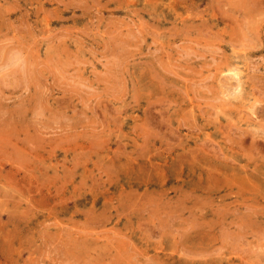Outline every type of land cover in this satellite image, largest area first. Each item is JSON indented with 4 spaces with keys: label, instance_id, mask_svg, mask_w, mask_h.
I'll use <instances>...</instances> for the list:
<instances>
[{
    "label": "rangeland",
    "instance_id": "1",
    "mask_svg": "<svg viewBox=\"0 0 264 264\" xmlns=\"http://www.w3.org/2000/svg\"><path fill=\"white\" fill-rule=\"evenodd\" d=\"M263 105L264 0H0V264H264Z\"/></svg>",
    "mask_w": 264,
    "mask_h": 264
},
{
    "label": "bare ground",
    "instance_id": "2",
    "mask_svg": "<svg viewBox=\"0 0 264 264\" xmlns=\"http://www.w3.org/2000/svg\"><path fill=\"white\" fill-rule=\"evenodd\" d=\"M236 67H238V66H236ZM242 70V69H241ZM112 75V74H111ZM244 75V74H243ZM241 78H243V77H241ZM240 81V80H239ZM244 82V81H243ZM163 89V88H162ZM238 99V98H237ZM256 101V100H255ZM252 104V103H251ZM251 106V105H250ZM264 106V105H263ZM251 108V107H250ZM262 110H263V108H261ZM261 109H258V110H260L261 111ZM257 113H258V111L257 110H255ZM262 112V111H261ZM253 113H255V112H253ZM260 113V112H259ZM261 114V113H260ZM262 114H263V112H262ZM252 116V115H251ZM250 116V118H252ZM259 117V116H258ZM249 118V117H248ZM264 120V119H263ZM255 121V120H254ZM258 121V120H257ZM260 122V121H259ZM195 126V125H194ZM197 126V125H196ZM199 127V126H198ZM195 128V127H194ZM189 129H190V127H189ZM246 129V128H245ZM242 132V131H241ZM250 133H253V132H250ZM147 134V133H146ZM148 134H150V133H148ZM243 136V135H242ZM252 137V136H251ZM259 137H260V135H259ZM146 138V137H145ZM144 138V139H145ZM147 138H149V137H147ZM253 138V137H252ZM257 138V137H256ZM261 139H262V137H260ZM204 144V143H203ZM264 144V143H263ZM258 145V144H257ZM178 146V145H177ZM208 147V146H207ZM139 152V151H138ZM252 155V154H251ZM249 156V155H248ZM223 157V156H222ZM164 168V167H163ZM232 172V171H231ZM161 173H162V171H161ZM163 174V173H162ZM240 175V174H239ZM167 177H169L168 175H167ZM250 180V179H249ZM240 181V180H239ZM237 184V183H236ZM231 185V184H230ZM238 185V184H237ZM163 189V188H162ZM241 190H243V189H241ZM164 192V191H163ZM164 196V195H163ZM157 209V208H156ZM154 210V209H153ZM165 210V209H164ZM191 215V214H190ZM193 224V223H192ZM192 226V225H191ZM197 226V225H196ZM195 226V227H196ZM202 226V225H201ZM194 227V226H193ZM192 227V228H193ZM191 230V229H190ZM182 235V234H181ZM187 249V248H186Z\"/></svg>",
    "mask_w": 264,
    "mask_h": 264
}]
</instances>
